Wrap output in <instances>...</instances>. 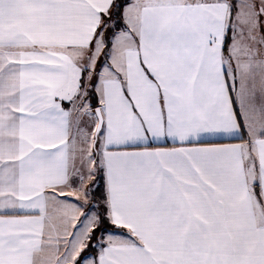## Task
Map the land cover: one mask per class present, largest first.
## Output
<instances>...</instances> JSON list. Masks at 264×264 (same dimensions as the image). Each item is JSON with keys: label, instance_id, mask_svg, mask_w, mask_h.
<instances>
[{"label": "snow or ice", "instance_id": "obj_1", "mask_svg": "<svg viewBox=\"0 0 264 264\" xmlns=\"http://www.w3.org/2000/svg\"><path fill=\"white\" fill-rule=\"evenodd\" d=\"M0 264H264V0H0Z\"/></svg>", "mask_w": 264, "mask_h": 264}]
</instances>
